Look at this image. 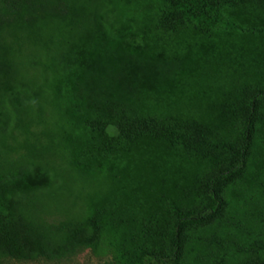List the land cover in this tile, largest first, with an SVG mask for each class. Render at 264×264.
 <instances>
[{
    "label": "trees",
    "instance_id": "1",
    "mask_svg": "<svg viewBox=\"0 0 264 264\" xmlns=\"http://www.w3.org/2000/svg\"><path fill=\"white\" fill-rule=\"evenodd\" d=\"M74 116L102 134L87 160ZM88 250L264 264V0H0V264Z\"/></svg>",
    "mask_w": 264,
    "mask_h": 264
},
{
    "label": "rangeland",
    "instance_id": "2",
    "mask_svg": "<svg viewBox=\"0 0 264 264\" xmlns=\"http://www.w3.org/2000/svg\"><path fill=\"white\" fill-rule=\"evenodd\" d=\"M69 113V111H67ZM73 112V111H72ZM55 117L58 119V115L55 111ZM75 122V126L72 129L74 134L73 136L77 137L76 146L74 149L73 157L76 160H87L90 155L93 153H97L96 146L99 145L100 138H102V134L94 137L91 134H89L86 131V122L84 118L75 117L73 118ZM49 125L43 124L42 126H34L30 130L29 134H26L24 136H18L19 138L17 141H10L8 143L7 147L1 148V152L3 154V157L1 161L3 162H11V161H18L22 157L26 156L28 154L29 148L31 144L36 143V137L40 136L42 142L41 144L45 146L50 142L51 136H53L50 133H47L46 128H49ZM117 133V132H116ZM112 132L111 134H116ZM53 156V155H52ZM48 157L51 161H54L55 157ZM60 161H58L59 163ZM50 172H44L39 175V179H42L45 175H49ZM130 177V175H129ZM131 178V177H130ZM134 184V183H133ZM131 183V180L129 178L124 179L121 181L117 188L114 189V194L111 195L110 198L117 199L121 197V194L126 193L127 189L130 186L133 185ZM72 200H71V207L74 213L81 214L83 213V203L88 197V194H86L84 191H81L78 189V185L75 186V188H72ZM101 203H102V197H101ZM63 217L59 214H54L50 216V219L58 220L62 219ZM4 264H117L111 256H103L95 253L93 250H88L85 252H82L72 258L62 260V261H49L46 259H38L35 261H19V260H6Z\"/></svg>",
    "mask_w": 264,
    "mask_h": 264
}]
</instances>
